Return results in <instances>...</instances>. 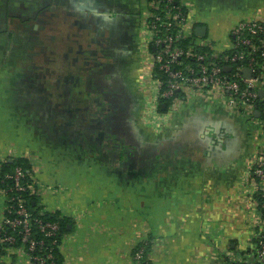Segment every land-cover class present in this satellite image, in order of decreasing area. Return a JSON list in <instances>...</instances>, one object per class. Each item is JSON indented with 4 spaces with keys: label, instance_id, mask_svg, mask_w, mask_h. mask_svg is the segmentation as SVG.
I'll use <instances>...</instances> for the list:
<instances>
[{
    "label": "crops",
    "instance_id": "0c3cea01",
    "mask_svg": "<svg viewBox=\"0 0 264 264\" xmlns=\"http://www.w3.org/2000/svg\"><path fill=\"white\" fill-rule=\"evenodd\" d=\"M191 2L195 37L219 47L240 20L264 17V0ZM146 6L0 0V165L26 160L40 213L70 220L65 264H138L134 247L145 237L160 241L152 264H208L212 236L235 249L244 212L252 220L247 177L258 139L244 131L248 119L195 97L156 119L146 112ZM136 52L143 65L132 70ZM5 205L0 193V221ZM0 264L29 263L19 254Z\"/></svg>",
    "mask_w": 264,
    "mask_h": 264
},
{
    "label": "built area",
    "instance_id": "2783aa9c",
    "mask_svg": "<svg viewBox=\"0 0 264 264\" xmlns=\"http://www.w3.org/2000/svg\"><path fill=\"white\" fill-rule=\"evenodd\" d=\"M143 17L140 37L146 50V71L142 82L146 78L143 88L148 115L156 119L161 106L174 110L183 98L195 97L215 101L230 115L246 118L255 127L258 148L247 177L254 209L250 238L247 244L233 249L228 241L222 246L219 237L207 260L208 264H264V17L240 20L223 47L195 37L191 0H147ZM25 179V171L17 167L0 180L7 182L0 190L6 199L0 221V246L8 247L3 257L22 254L29 264H55L52 250L40 256L43 241H34L31 235L37 225L44 236L55 237L60 224L33 218L22 194L37 195L38 189L32 176V182ZM6 226L21 228L19 247ZM143 250L134 255L137 263Z\"/></svg>",
    "mask_w": 264,
    "mask_h": 264
},
{
    "label": "trees",
    "instance_id": "16d2710c",
    "mask_svg": "<svg viewBox=\"0 0 264 264\" xmlns=\"http://www.w3.org/2000/svg\"><path fill=\"white\" fill-rule=\"evenodd\" d=\"M164 111L162 109V106L160 107V112ZM238 119H241V117H235ZM253 126V125H252ZM251 130H255V127ZM249 133H254L253 131H248ZM17 167H21L26 174V179L25 181L32 182L31 179V166L28 164L26 160L23 159H18L16 161L10 162L6 161L0 165V180L7 174L13 173L14 170ZM7 185V182L5 183H0V190L5 188ZM22 197L26 199L27 202V207L30 210V212L33 215L34 219L41 220L43 222H58L60 224V230L59 233L55 237H46L44 234L40 231V229L37 227V225H34L33 231L31 238L34 241H43V249L39 251L40 256H44L47 252L52 250V254L54 256L53 262L55 264H65L64 258L60 253V246L62 244L63 238L65 237L66 234L69 233L68 226L71 225V222L68 218L61 216V213L59 212H54V213H40L39 208H38V202L36 201V195H28V193L22 194ZM251 201L249 200V203ZM6 229L9 234L14 235L17 238L16 246L19 247L21 244L20 238V229H12L9 226H6ZM156 238H149L147 239L148 242H142L140 245L136 247V249L133 251V254L136 255L137 251L140 250L142 247L144 248L143 250V256L142 260L138 262V264H152V252H153V246L152 244L155 243ZM157 240V239H156ZM233 244H236V242H240L239 239H234L232 240ZM7 246H0V257L5 255L7 253ZM48 263H50L48 261Z\"/></svg>",
    "mask_w": 264,
    "mask_h": 264
},
{
    "label": "rangeland",
    "instance_id": "374dc122",
    "mask_svg": "<svg viewBox=\"0 0 264 264\" xmlns=\"http://www.w3.org/2000/svg\"><path fill=\"white\" fill-rule=\"evenodd\" d=\"M212 14V13H211ZM211 14L209 15L210 16V19L212 20V21H214V20H216V19H214L213 18V16H211ZM219 23V20H216L215 21V23ZM228 38H229V36H228ZM207 39H209L210 41H211V39H210V37H207ZM216 45H217V47H219L220 45L218 44V43H216ZM145 79L146 78H143V85H144V82H145ZM250 125L252 126V124L250 123ZM253 127V126H252ZM254 133H255V130H254ZM247 202V201H246ZM246 206V204H243V207H245ZM242 218L244 219V226L247 228V231H246V233H245V235L243 236V237H240L239 238V240H240V242H239V244H247L248 243V240H249V235H246L247 234V232H248V230H249V232H250V230H251V228H253V226H252V220L250 221V216L248 217V214L246 213V212H244V216H242ZM243 227V226H242ZM243 230H244V227H243ZM218 234H219V232H218ZM218 234H214L213 236H212V240H213V242L214 241H217V239L220 237V235H218ZM147 239H148V237H145V238H141V239H139V243L134 247V250L136 249V247L138 246V245H140V243H142V242H148L147 241ZM210 239V238H209ZM243 240V241H242ZM211 241V240H210ZM155 243H153V248L156 250V249H159L160 247H161V245H160V241H157V240H155L154 241ZM152 248V249H153ZM211 253V252H210ZM210 253H208V254H210Z\"/></svg>",
    "mask_w": 264,
    "mask_h": 264
},
{
    "label": "flooded vegetation",
    "instance_id": "af4514ba",
    "mask_svg": "<svg viewBox=\"0 0 264 264\" xmlns=\"http://www.w3.org/2000/svg\"><path fill=\"white\" fill-rule=\"evenodd\" d=\"M125 37H123L122 38V36H121V39H119V41L121 42V44H117V45H114L115 46V48H117V47H119L120 46V52L122 51V50H124L125 49V44L124 45H122V42H125L126 40H128L129 39V31L127 32V34L126 35H124ZM140 52V51H139ZM121 54V53H120ZM122 57H124V59H123V62H127L128 61V59H126L125 60V58H126V56H123L122 55ZM111 60V59H110ZM142 65H143V62H142V54L140 53H135L134 54V57H132V61H131V63H130V61L128 62V67L130 66L131 68H132V70L134 69V70H137V69H139L140 67H142ZM130 68V69H131ZM238 121H239V119H237ZM241 122H243V121H241ZM244 125H243V128L245 129L244 131H253L254 132V130H251L252 129V126L249 124V123H243Z\"/></svg>",
    "mask_w": 264,
    "mask_h": 264
},
{
    "label": "water",
    "instance_id": "95a60500",
    "mask_svg": "<svg viewBox=\"0 0 264 264\" xmlns=\"http://www.w3.org/2000/svg\"><path fill=\"white\" fill-rule=\"evenodd\" d=\"M198 30H199V31H202V32H205V31H206V28H205V27H202V28L196 30V31H197L196 33H198V34L200 35L201 33H200ZM262 94H263V93L261 92V95H262ZM162 109H166V105H163V106H162ZM256 114L259 115L258 112H257Z\"/></svg>",
    "mask_w": 264,
    "mask_h": 264
}]
</instances>
